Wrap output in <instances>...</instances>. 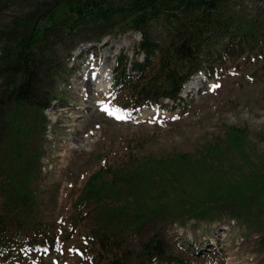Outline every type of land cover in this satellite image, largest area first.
I'll return each instance as SVG.
<instances>
[{
	"label": "rangeland",
	"instance_id": "rangeland-1",
	"mask_svg": "<svg viewBox=\"0 0 264 264\" xmlns=\"http://www.w3.org/2000/svg\"><path fill=\"white\" fill-rule=\"evenodd\" d=\"M28 5L3 0L0 30ZM235 11L252 22L246 49L191 78L180 100H165L162 110L128 113L111 84L107 96L88 101L82 86L90 60L108 79L110 69L112 83L118 61L141 59L140 35L114 31L98 42L79 43L91 38L82 36L69 54H57L62 75L48 110L26 107L16 120L10 111L6 124L0 116V167L35 199L27 224H39L49 237L35 238L31 248L25 243L8 264H138L128 254L154 233L181 264H264V0H245ZM153 34L161 36L159 29ZM195 78L198 85L185 92ZM88 190L99 192L100 203L88 198ZM10 192L11 181L0 171V214ZM120 200L131 203L122 209L163 204L170 215L148 223L128 246L96 255L89 231L100 209L112 210ZM213 200L242 202L253 220H233L228 208L210 211L211 220L181 215Z\"/></svg>",
	"mask_w": 264,
	"mask_h": 264
},
{
	"label": "trees",
	"instance_id": "trees-1",
	"mask_svg": "<svg viewBox=\"0 0 264 264\" xmlns=\"http://www.w3.org/2000/svg\"><path fill=\"white\" fill-rule=\"evenodd\" d=\"M243 1L28 0L27 12L14 18L10 27L0 30L3 123H7L10 111L11 119L16 120L19 110L26 107L40 112L48 110L55 99L52 88L62 75L57 54H69L79 43L98 42L114 31L140 35L136 55L141 59L118 61L112 70L111 92L124 96L122 109L138 114L142 108L158 106L162 110L165 100L177 103L184 84L191 78L208 74L218 61L246 49L253 34L252 22L235 11ZM153 28L159 29L161 36L153 34ZM87 35L91 41L85 39L73 44ZM0 171L11 181V192L4 198L0 214V264H8L16 259L25 243L31 248L36 245L35 238L47 242L49 237L39 224H27L34 216L31 210L35 199L23 185L16 186V176L1 167ZM96 191L88 190L87 196L100 203V198L95 199L99 194ZM121 201H114L117 205L112 210L101 208L96 226L89 231L91 242L97 247L96 255L112 254L128 246L132 238H141L148 223L160 224L165 215H170L163 204L152 210L147 204L133 210L122 209L131 208V203L125 200L121 204ZM208 205L181 215L189 221L211 220L214 214L210 211L228 208L233 220H253L250 208H240L242 202L213 200ZM30 232L32 237L28 241ZM133 257L138 264L164 261L181 264L167 254L157 233L140 241L138 250L128 254L127 259Z\"/></svg>",
	"mask_w": 264,
	"mask_h": 264
},
{
	"label": "bare ground",
	"instance_id": "bare-ground-1",
	"mask_svg": "<svg viewBox=\"0 0 264 264\" xmlns=\"http://www.w3.org/2000/svg\"><path fill=\"white\" fill-rule=\"evenodd\" d=\"M95 67L96 66H94V63L92 62V60H90V62L85 65L84 71H83V74L86 73V70L90 71L88 73L89 77H87L84 80V84L82 86L83 89H85V91L89 92L88 101H89V99L91 100L92 98H95L98 94L103 95V96H107L108 91H109V86L111 84L110 83L111 82L110 69H109V73H108L109 74V79H108L104 75L106 73L105 70L104 71H98L97 69H95ZM195 79H193V81L190 82L185 87V92H190L191 90L195 89V87L199 83V80H197V79L195 80ZM97 80H99V81L97 82Z\"/></svg>",
	"mask_w": 264,
	"mask_h": 264
},
{
	"label": "water",
	"instance_id": "water-1",
	"mask_svg": "<svg viewBox=\"0 0 264 264\" xmlns=\"http://www.w3.org/2000/svg\"><path fill=\"white\" fill-rule=\"evenodd\" d=\"M112 264H120L119 262H113Z\"/></svg>",
	"mask_w": 264,
	"mask_h": 264
},
{
	"label": "snow or ice",
	"instance_id": "snow-or-ice-1",
	"mask_svg": "<svg viewBox=\"0 0 264 264\" xmlns=\"http://www.w3.org/2000/svg\"><path fill=\"white\" fill-rule=\"evenodd\" d=\"M218 87V86H217Z\"/></svg>",
	"mask_w": 264,
	"mask_h": 264
}]
</instances>
